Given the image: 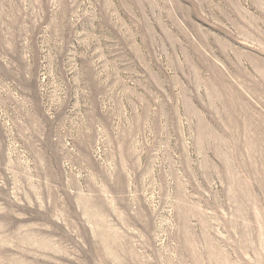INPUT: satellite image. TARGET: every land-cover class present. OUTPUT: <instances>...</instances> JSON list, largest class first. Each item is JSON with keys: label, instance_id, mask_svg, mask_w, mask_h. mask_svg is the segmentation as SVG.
I'll use <instances>...</instances> for the list:
<instances>
[{"label": "rangeland", "instance_id": "374dc122", "mask_svg": "<svg viewBox=\"0 0 264 264\" xmlns=\"http://www.w3.org/2000/svg\"><path fill=\"white\" fill-rule=\"evenodd\" d=\"M0 264H264V0H0Z\"/></svg>", "mask_w": 264, "mask_h": 264}]
</instances>
